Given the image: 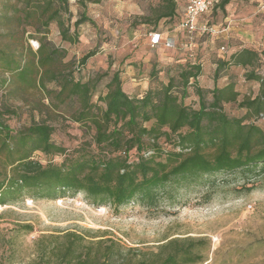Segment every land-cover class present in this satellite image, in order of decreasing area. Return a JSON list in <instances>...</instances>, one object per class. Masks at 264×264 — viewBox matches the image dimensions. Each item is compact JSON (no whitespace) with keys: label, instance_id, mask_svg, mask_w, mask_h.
Returning <instances> with one entry per match:
<instances>
[{"label":"trees","instance_id":"16d2710c","mask_svg":"<svg viewBox=\"0 0 264 264\" xmlns=\"http://www.w3.org/2000/svg\"><path fill=\"white\" fill-rule=\"evenodd\" d=\"M86 1L73 0L82 10L71 21V0H0V70L8 73L0 79V90L16 85L10 92L35 88L45 90L58 104L72 101L77 104L73 120L93 129L90 140L67 151L52 139L54 127L46 121L11 128L4 116L17 115V107L2 103L0 205L24 197L55 200L81 192L90 204H108L116 211L130 202L149 207L181 182L264 167V130L248 121L264 114V78L256 70L261 62L258 51L243 47L216 62L215 75L225 65L249 67L245 79L260 83L254 98L239 102L247 108L241 117H231L223 108V103L237 101L232 82L214 85L210 101L204 100L196 85L202 65L190 59L178 66L177 78L170 76L165 84L147 88L141 96L126 93L119 73L114 72L106 92L98 95L100 105L92 101L96 81H81L65 70L63 48L44 37L38 38L36 50L23 42L29 29L45 36L52 23L61 40L78 41L80 25L95 24L85 11ZM229 2L219 0L214 7L223 10ZM155 11L154 25L160 19L180 22L177 0H158ZM93 54L83 55L80 65ZM48 83L58 89H49ZM190 84L196 86L198 108L182 102ZM179 85L181 95L174 90ZM149 121L151 125L145 126ZM36 151L63 158L43 164L33 158ZM24 229L30 232L33 226L27 224ZM50 237L40 248V256H47L46 264H192L201 261L198 250L204 243V239L171 238L155 253L131 256L122 254L121 245L110 238L87 240L74 231Z\"/></svg>","mask_w":264,"mask_h":264},{"label":"rangeland","instance_id":"374dc122","mask_svg":"<svg viewBox=\"0 0 264 264\" xmlns=\"http://www.w3.org/2000/svg\"><path fill=\"white\" fill-rule=\"evenodd\" d=\"M183 1L177 0L178 8ZM157 3L158 0H88L85 11L95 24L80 25L78 41L61 40L57 25L52 23L45 36L29 29L23 42L36 50L38 38L44 37L63 48L61 62L65 70H71L81 81H96L92 101L100 105L98 95L106 92L114 72L119 73L126 93L141 96L147 88L165 84L170 76L177 78L178 66L190 59L202 65L196 85L206 102L211 99L214 85L232 82L238 91L237 101L223 103V108L231 117L246 114L247 108L239 102L254 98L260 83L245 79L249 67L225 65L215 75L216 62L248 47L261 54L256 70L264 78V0H230L223 10L211 8L202 19L224 30L191 38L179 28L176 19H160L154 25ZM81 10L71 0V21ZM154 29L163 38L172 36L174 47H165L163 38L159 44L151 45L150 32ZM249 31L254 32V39ZM29 33L34 37H27ZM90 51L94 54L81 66V57ZM4 77L8 73L0 70V79ZM15 87L0 90V106L5 102L17 107V115L4 116L11 128L46 121L54 127L52 139L67 151L90 140L93 129L73 120L76 103L67 100L58 104L45 90L35 88L10 92ZM47 87L58 89L53 83ZM181 88L179 85L174 90L181 95ZM182 102L198 108L195 84L186 87ZM248 121L264 130V114ZM163 146L169 147L165 143ZM33 158L44 164L59 163L63 156L36 151ZM27 224H32V231H25ZM67 231L87 240L110 238L121 245L122 254L131 256L155 253L171 238L204 239L198 250L202 259L192 264H264V167L217 172L199 181L181 182L161 193L157 203L149 207L130 202L116 211L108 204H90L81 192L55 200L24 197L0 205V264H46L47 256H40L41 246L49 243L51 235Z\"/></svg>","mask_w":264,"mask_h":264},{"label":"built area","instance_id":"2783aa9c","mask_svg":"<svg viewBox=\"0 0 264 264\" xmlns=\"http://www.w3.org/2000/svg\"><path fill=\"white\" fill-rule=\"evenodd\" d=\"M219 0H187L186 5L180 14L179 28L182 29L188 38L193 35H215L224 29L220 30L217 26L212 25L209 21L202 19L204 15L214 7ZM264 8V4L262 5ZM162 35L159 31L150 32L151 45L159 44L162 40ZM163 44L167 48L174 47L175 41L172 36L163 38Z\"/></svg>","mask_w":264,"mask_h":264},{"label":"crops","instance_id":"0c3cea01","mask_svg":"<svg viewBox=\"0 0 264 264\" xmlns=\"http://www.w3.org/2000/svg\"><path fill=\"white\" fill-rule=\"evenodd\" d=\"M186 3H187V0H184L183 3H182V5L178 8L179 14H182V10H183L184 6L186 5ZM253 33H254L253 31H249L248 32V34L252 35L251 36L252 39H254Z\"/></svg>","mask_w":264,"mask_h":264}]
</instances>
